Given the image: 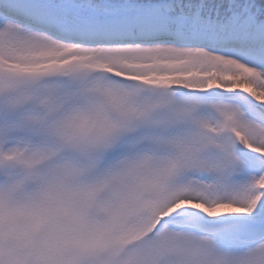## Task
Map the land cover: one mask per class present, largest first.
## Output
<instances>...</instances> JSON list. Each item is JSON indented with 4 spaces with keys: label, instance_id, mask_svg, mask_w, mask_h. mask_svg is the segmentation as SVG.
I'll return each mask as SVG.
<instances>
[{
    "label": "snow or ice",
    "instance_id": "snow-or-ice-1",
    "mask_svg": "<svg viewBox=\"0 0 264 264\" xmlns=\"http://www.w3.org/2000/svg\"><path fill=\"white\" fill-rule=\"evenodd\" d=\"M0 264H264V0H0Z\"/></svg>",
    "mask_w": 264,
    "mask_h": 264
}]
</instances>
